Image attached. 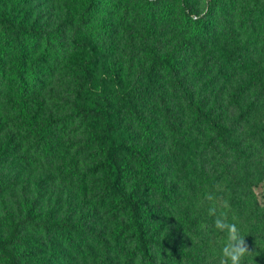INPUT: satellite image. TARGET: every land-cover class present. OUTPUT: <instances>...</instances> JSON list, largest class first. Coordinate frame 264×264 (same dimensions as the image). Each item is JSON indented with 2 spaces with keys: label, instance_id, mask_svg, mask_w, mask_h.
I'll list each match as a JSON object with an SVG mask.
<instances>
[{
  "label": "rangeland",
  "instance_id": "rangeland-1",
  "mask_svg": "<svg viewBox=\"0 0 264 264\" xmlns=\"http://www.w3.org/2000/svg\"><path fill=\"white\" fill-rule=\"evenodd\" d=\"M84 1L0 0V67L3 65L8 73L14 66L24 27L37 29L42 34L60 30L66 38L75 34L82 41L95 45L96 39L89 37L88 31L79 29L80 17L87 9ZM108 4L103 23L114 24L118 30L98 43L94 56L97 60L96 83L86 86L85 92L80 93L71 74L60 66L53 82L40 93L39 99L31 100L29 109L39 122L52 116L66 117L74 113L78 105L94 98L117 109V97L128 94L133 88L149 89V94L143 91L146 101L152 113L158 114L155 98L166 78L149 88V81L142 74L145 55L138 0H108ZM190 12L198 19H206L210 12L209 0H195ZM224 14V19L230 21L240 35L239 9L228 5ZM217 25L219 29L206 44V49L191 42L185 51L184 44L185 69L179 79L184 82V88L193 93L195 101H204L209 107L218 101L221 111L233 120L237 112L227 106V97L231 89L246 77L236 75L231 81H225L217 76L215 68L202 71L208 60L220 64L223 61L221 53L232 49L233 40L227 41L221 35L224 26ZM165 33L166 50L186 42L184 35L172 26ZM86 56L88 54L73 52L71 63L75 66ZM34 57L38 58V55ZM11 97L0 77V234H8L12 219L19 221L24 217V202L29 199L37 203L41 220L45 223L71 220L82 223L89 231L62 238L50 231L27 229L24 237L36 255L31 264H106L107 256L114 264H127L115 249L114 228L117 223L109 205L102 202L100 179L73 176L75 173L85 174L95 161L94 151L86 142L85 130L60 134L53 155H47L28 136L23 118ZM188 101L180 91L176 97H170L174 111L185 120L190 119L186 108ZM117 122L125 137L132 136L142 143L147 141L127 114L121 112ZM262 125L264 107L257 117L256 129L264 130ZM154 130L156 133L150 146L161 162L159 172L173 190L175 201L172 207L168 204L152 220L158 241L155 254L159 264H167L166 254L161 249L164 243L188 252L198 264H226L222 249L227 235L215 223L221 216L235 224L238 234L245 238L247 251L242 264H264V140L250 137L247 129L241 131L247 140L244 148H248L246 161L242 160L245 166L235 164L232 170L241 175L242 169L248 168L249 189L245 195L235 188L225 171L229 161L219 165L216 146L210 145L199 131L191 129L186 139L177 143L161 123ZM229 160L232 162V157ZM188 181H192V186H188ZM146 203V206L160 208L163 204L154 194L146 198ZM186 211L199 222L197 234L186 235L178 229L179 214ZM96 234L101 236L102 242L93 237Z\"/></svg>",
  "mask_w": 264,
  "mask_h": 264
},
{
  "label": "trees",
  "instance_id": "trees-1",
  "mask_svg": "<svg viewBox=\"0 0 264 264\" xmlns=\"http://www.w3.org/2000/svg\"><path fill=\"white\" fill-rule=\"evenodd\" d=\"M194 1L138 0V16L143 31L141 43L145 55L142 74L149 81V88L166 78L155 98L158 114L152 113L146 101L144 92L149 94L148 88H133L128 94L118 96L117 109L110 103L94 98L78 105L74 113L66 117L52 116L40 122L29 109L31 100L37 101L40 93L53 82L60 66L71 74L80 93L85 92L86 86L96 83L97 60L94 56L98 43L118 30L114 24L103 23L108 0L84 1L87 9L80 17L79 29L88 31L89 37L96 39L95 45L82 41L75 34L66 38L60 30L42 34L37 29L24 27L14 66L8 73L3 65L0 67V77L23 118L28 136L44 153L53 155L60 134L85 130L86 142L94 151L95 161L85 174L72 173L85 179H100L102 202L109 205L117 223L114 228L115 249L127 264H159L155 254L158 241L152 220L168 204L171 207L175 204L174 192L159 172L161 162L150 146L158 123L177 143L185 140L191 129L199 131L210 145L216 146L218 164L222 166L229 161L225 171L235 188L245 195L249 189L248 168H243L241 175L232 170L235 164L245 166L242 160L246 161L248 148H244L247 140H244L245 135L241 131L247 129L250 137L264 140V130L256 129L257 117L264 107V0H209L210 12L206 19H198L190 12ZM228 5L240 11L237 17V20L241 19L238 24L240 35H237L231 22L224 19ZM217 24L224 26L221 35L227 41L233 40L232 49L221 53L223 61L220 64L208 60L202 71L215 68L217 76L225 81H231L236 75L246 77L231 89L227 97V106L237 112L233 120H229L221 111L218 101L211 107L204 101H195L193 93L184 88V82L179 79L185 69L184 44L185 51L191 42L206 49V44L219 29ZM170 26L180 35L183 34L186 42L166 50L165 31ZM77 51L88 56L73 66L72 54ZM36 55L38 58L34 57ZM204 56L209 57L206 52ZM179 91L189 99L186 104L189 120L176 113L170 104V97H176ZM121 112L130 117L147 139L146 142L136 141L132 136L125 137L117 122L120 121ZM261 129H264V125ZM229 157H232V162ZM188 186H192V181H188ZM152 194L162 201L161 208L146 206V198ZM24 207V217L19 221L12 219L8 234H0V264H31L36 255L24 237V232L29 228L40 232L50 231L62 238L68 234L89 233L80 222L50 220L45 223L33 200H25ZM178 219L181 233H198L197 218L193 219L186 211L181 212ZM93 237L102 242L100 235ZM161 249L166 254L167 264H198L196 258L176 246L164 243ZM113 262L107 256L106 264Z\"/></svg>",
  "mask_w": 264,
  "mask_h": 264
},
{
  "label": "clouds",
  "instance_id": "clouds-1",
  "mask_svg": "<svg viewBox=\"0 0 264 264\" xmlns=\"http://www.w3.org/2000/svg\"><path fill=\"white\" fill-rule=\"evenodd\" d=\"M215 223L227 235V242L222 249L226 264H242L247 251L245 238L238 234L236 225L229 223L226 216L218 217Z\"/></svg>",
  "mask_w": 264,
  "mask_h": 264
}]
</instances>
